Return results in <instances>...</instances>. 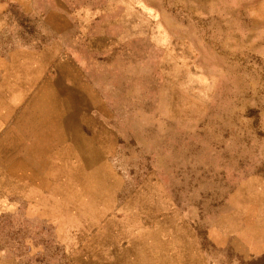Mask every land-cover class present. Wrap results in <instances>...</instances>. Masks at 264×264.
Wrapping results in <instances>:
<instances>
[{"label": "rangeland", "instance_id": "obj_1", "mask_svg": "<svg viewBox=\"0 0 264 264\" xmlns=\"http://www.w3.org/2000/svg\"><path fill=\"white\" fill-rule=\"evenodd\" d=\"M0 264H264V0H0Z\"/></svg>", "mask_w": 264, "mask_h": 264}]
</instances>
